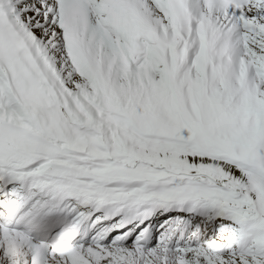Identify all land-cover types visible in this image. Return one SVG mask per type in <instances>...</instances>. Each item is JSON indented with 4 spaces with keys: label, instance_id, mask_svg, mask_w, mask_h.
<instances>
[{
    "label": "snow or ice",
    "instance_id": "1",
    "mask_svg": "<svg viewBox=\"0 0 264 264\" xmlns=\"http://www.w3.org/2000/svg\"><path fill=\"white\" fill-rule=\"evenodd\" d=\"M0 264H264V0H0Z\"/></svg>",
    "mask_w": 264,
    "mask_h": 264
}]
</instances>
